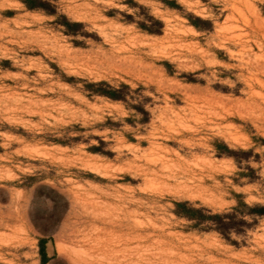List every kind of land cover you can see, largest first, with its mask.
<instances>
[{"label": "rangeland", "instance_id": "374dc122", "mask_svg": "<svg viewBox=\"0 0 264 264\" xmlns=\"http://www.w3.org/2000/svg\"><path fill=\"white\" fill-rule=\"evenodd\" d=\"M243 204L264 0H0V264H264Z\"/></svg>", "mask_w": 264, "mask_h": 264}, {"label": "trees", "instance_id": "16d2710c", "mask_svg": "<svg viewBox=\"0 0 264 264\" xmlns=\"http://www.w3.org/2000/svg\"><path fill=\"white\" fill-rule=\"evenodd\" d=\"M116 91L117 89H113V91H110V96L112 97H116ZM248 210L251 211V213L253 214H256L258 216H262L264 217V205H257V206H254V207H249L248 205L246 204H243ZM236 211V210H235ZM188 217L192 218V219H195V217L199 216V217H203V215L201 214V211L200 210H196V209H189L188 210V214H187ZM231 216H234L232 214H228V215H214V216H209L210 219H213L214 221H216V225H218V229L220 231V233H222L223 235H225L226 231L227 230H231L232 227H231V222L232 221H226L225 218L226 217H231ZM240 223H243V224H247V221L246 220H240ZM41 254H42V257L44 259L43 262H45V259H46V252H45V247L42 246L41 247Z\"/></svg>", "mask_w": 264, "mask_h": 264}]
</instances>
